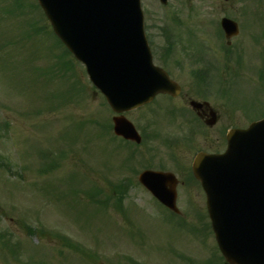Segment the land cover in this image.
I'll list each match as a JSON object with an SVG mask.
<instances>
[{"label": "rangeland", "instance_id": "1", "mask_svg": "<svg viewBox=\"0 0 264 264\" xmlns=\"http://www.w3.org/2000/svg\"><path fill=\"white\" fill-rule=\"evenodd\" d=\"M258 1L142 0L155 63L182 87L173 100L177 106H185L192 76L210 62L219 67L217 78L229 81L232 70L239 75L230 83L232 92L211 96L222 119L198 131V148L214 145L216 137L219 146L227 129L246 127L262 115L264 0ZM34 2L24 0L32 5L27 15L13 9L16 0H0V264H186L177 253L207 260L211 240L191 234L192 223L179 222L143 187H125L123 193L116 187L124 164L132 162L123 157L129 149L100 127L109 129L116 114L84 67L65 54ZM225 16L240 26L229 54L218 32ZM161 29L178 41L167 62ZM125 116L139 130L153 118L145 108ZM155 120L157 131L182 133L180 120ZM177 203L193 217L189 205L203 213L205 195L201 187H178Z\"/></svg>", "mask_w": 264, "mask_h": 264}, {"label": "water", "instance_id": "2", "mask_svg": "<svg viewBox=\"0 0 264 264\" xmlns=\"http://www.w3.org/2000/svg\"><path fill=\"white\" fill-rule=\"evenodd\" d=\"M40 2L57 34L87 66L92 81L115 112L146 104L158 93L178 94L177 85L153 66L140 0ZM222 26L227 37L238 34L233 21L223 19ZM114 124L116 135L140 142L127 119L116 117ZM249 131L247 137L243 133L248 131L230 132L225 155L204 162L209 163L207 169L197 164L194 167L207 194L213 229L228 264H264V121L254 123ZM161 177L157 176L164 182ZM147 188L175 209L176 187Z\"/></svg>", "mask_w": 264, "mask_h": 264}, {"label": "flooded vegetation", "instance_id": "3", "mask_svg": "<svg viewBox=\"0 0 264 264\" xmlns=\"http://www.w3.org/2000/svg\"><path fill=\"white\" fill-rule=\"evenodd\" d=\"M200 81L204 85H210V82L207 78H200ZM213 89L210 87H199L195 82V85L191 86L190 89L185 93L184 99L187 101L182 110L184 112L183 117H177L176 121H182L183 127H189L192 123H198L201 125H206L211 118L217 117L218 121H221V114L214 109L208 102V98ZM176 98H172L173 101ZM197 100L200 105H197L196 108L191 107V102ZM176 109L181 111L182 106H177ZM177 140V145H170L167 147V144H162L163 147H167L170 151L160 152L155 150V146H152V150L149 151H138L134 152L131 156L132 162L131 167H128V173L121 174V187H144L139 182V176L146 171H159V172H172L174 173L179 180L178 187H193V184L190 183V173L192 172V164L196 154L186 151L189 148L187 143H183L179 137H175ZM221 141V139H220ZM215 148H212L214 147ZM213 152L219 150L217 146V137L215 144L211 146ZM137 174L135 177H129V174ZM197 186V185H196Z\"/></svg>", "mask_w": 264, "mask_h": 264}]
</instances>
